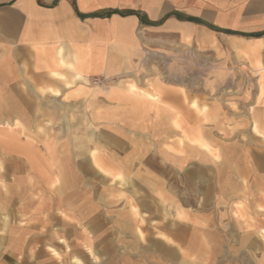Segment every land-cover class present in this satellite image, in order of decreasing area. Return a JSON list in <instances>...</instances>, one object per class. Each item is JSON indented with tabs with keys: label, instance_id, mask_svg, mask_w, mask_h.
Here are the masks:
<instances>
[{
	"label": "crops",
	"instance_id": "crops-1",
	"mask_svg": "<svg viewBox=\"0 0 264 264\" xmlns=\"http://www.w3.org/2000/svg\"><path fill=\"white\" fill-rule=\"evenodd\" d=\"M233 40H261L260 60L264 0H0V180L6 187L5 193L0 190V210H11L14 204L23 212V203L32 202L26 214L38 213L36 174L42 164H53L51 157L41 161L39 156L70 153L72 132L65 123L71 114L101 137L96 141L99 154H116L120 164L124 156L135 159L133 175L143 171L144 188L157 180L161 203H178L184 181L191 182L196 203L200 186L205 188L203 198L215 187V203L237 206L239 192L247 187L255 202H262L263 152L249 153L238 138L243 130L235 142L214 134L212 121L219 115L215 100L163 83V74L181 73L176 68L168 72L163 60L230 59L237 53ZM258 85L254 103L264 96L258 99ZM129 86L157 93V99L134 97L127 92ZM192 102L205 110L197 113ZM233 104H223L230 116ZM51 121L60 124L61 135L41 137V124ZM198 139L216 152L219 163L194 144ZM252 139L261 143V137ZM172 178L176 189L169 184ZM232 185L236 188L226 199ZM222 187L226 191L221 194ZM173 210L181 213L183 208L176 205ZM199 218V224H187L188 232L177 226L165 233L174 247L186 250L195 242L203 249L199 225L208 226L211 217ZM204 231L208 237L210 231Z\"/></svg>",
	"mask_w": 264,
	"mask_h": 264
},
{
	"label": "rangeland",
	"instance_id": "rangeland-1",
	"mask_svg": "<svg viewBox=\"0 0 264 264\" xmlns=\"http://www.w3.org/2000/svg\"><path fill=\"white\" fill-rule=\"evenodd\" d=\"M239 55L242 54L234 52L230 59L163 60V67H167L168 72L173 68L181 72L163 74V83L194 89L195 94L215 100L214 108L219 115L212 121L214 134L220 133L225 141L235 142L239 138L247 145L249 153L257 150L264 154V96L261 101L253 102L256 84L261 82L264 89V53L259 60L262 63L260 67H256L253 56L242 55L245 58H240ZM179 92L186 97L182 89ZM133 94L144 95L145 98L151 95L154 100L158 95L135 86ZM224 101H233L234 104L229 107L234 112L232 116L229 115V109L223 107ZM191 106L197 113L198 110H205L204 107L198 109L195 102ZM41 126V137L61 135L58 122L55 124L51 121ZM89 126L71 114L65 123L66 130L74 131L70 138V153L65 151L58 156L55 153L39 156L41 161H48L51 157L50 160L56 165L66 164L69 177L65 182L52 178V165L42 164L43 168L36 174L40 196L38 213L26 214L32 208V202L23 203V212L16 210L14 204L11 210H0V264H78L77 261L80 264H264V212L256 211V207H264V199L255 202L250 187L239 192L240 202L235 203V206L225 201L213 202V186L209 189L210 195L203 198L205 188L200 186L201 200L196 203L191 182L184 181L178 187V203H161L159 182L153 180L156 185L144 188L147 186L146 177L143 171L133 175L135 159L130 160L129 155L124 156V162L120 164L116 154H105V150H100L102 153L99 154L96 141H100L101 137L89 133ZM239 130L243 132L241 137L236 138ZM250 134L261 137V143H256ZM103 141L108 142L106 138ZM86 145L89 152L78 156L77 153ZM52 152L56 150L52 149ZM94 156L97 158L94 159ZM250 156L247 158L248 163L252 161ZM51 180H58L57 185L52 186ZM173 181L174 178L169 179V184L172 183L175 188ZM2 185L0 180V187ZM168 189L171 188L168 186L163 190ZM0 190L6 192L3 186ZM63 197L71 199V204L60 201ZM221 197L219 195L218 198ZM128 202L138 209L136 219L128 211ZM176 205L183 208L179 220L173 210ZM209 215V225H199L200 241L205 238L199 247L204 246L206 249H196L195 242L194 245H187L189 248L186 250L178 249L172 245L171 238L165 235L177 226L188 232L192 224H199V216L203 218ZM62 218L66 223L58 221ZM35 226L38 229L32 232ZM203 229L210 231L208 237L202 234L205 232ZM251 244L259 245L258 249H249ZM55 253L61 258L57 259Z\"/></svg>",
	"mask_w": 264,
	"mask_h": 264
},
{
	"label": "bare ground",
	"instance_id": "bare-ground-1",
	"mask_svg": "<svg viewBox=\"0 0 264 264\" xmlns=\"http://www.w3.org/2000/svg\"><path fill=\"white\" fill-rule=\"evenodd\" d=\"M232 47H233V49H235L236 51H237V53L238 54H242V55H244V56H253L254 58H255V65H256V67H260V63H259V57H258V52H259V50H260V48H261V46H262V41L261 40H258V41H256V42H254V43H250L249 41H247V42H243V43H236V41H234L233 40V42H232ZM254 60V59H253ZM172 76H174V75H172ZM237 78V77H236ZM146 81V80H145ZM227 83V82H226ZM133 88L131 87V86H129L128 88H127V92L128 93H130L132 96H134V97H144V95L143 96H140V95H135V94H133ZM263 94H264V89H263V86H262V83L260 82V84H259V90H258V99H260L262 96H263ZM146 96V95H145ZM148 97L149 98H146V99H150V100H154V97H152L151 95H148ZM204 111V109H202V110H198V112L199 113H202ZM72 119V118H71ZM70 119V120H71ZM69 120V121H70ZM73 120V119H72ZM75 121V120H74ZM73 123V122H72ZM173 125L176 127V128H179V126H178V124L177 123H173ZM1 126V125H0ZM68 130V129H67ZM77 130H78V128H77ZM254 131H256V125L254 126ZM72 132H74V131H72ZM78 133H79V131H78ZM83 133V132H82ZM187 133V132H186ZM75 135V134H74ZM80 135V134H79ZM81 136H84V135H81ZM184 136V135H183ZM78 138H80V137H78ZM187 138V137H186ZM87 139V138H86ZM193 139V138H192ZM88 140H89V138H88ZM190 141V140H189ZM72 142V141H71ZM88 142H90V141H88ZM194 142V144H197L199 147H201L202 149H204V150H206L207 151V154H208V152H209V154H211L212 155V157H213V159L216 161V162H218L219 163V157H218V155L216 154V152L215 151H213V150H211L210 148L211 147H209L206 143H204L201 139H198V140H195V141H193ZM80 143V142H79ZM192 143V142H191ZM82 144V143H81ZM179 144V143H178ZM71 146H72V144H71ZM81 147V146H80ZM79 147V148H80ZM82 150L81 151H79V153H77L78 154V156H82V155H84L85 153H88L89 152V150H88V146L86 145L85 146V148L84 147H82L81 148ZM78 151V150H77ZM237 151V150H236ZM210 155V156H211ZM73 158V157H72ZM95 158H97V157H95L94 156V159ZM258 158V157H257ZM261 158V157H260ZM53 161H54V158H53ZM59 161V160H58ZM72 161H73V159H72ZM113 162H115V161H113ZM257 164V163H256ZM255 164V166H258V164L256 165ZM52 167H53V170H52V178H57V179H59V180H61V181H63V182H65V180L66 179H68V172H69V169H68V167L66 166V164H55V163H53L52 164ZM258 169V168H257ZM263 169H264V165H263ZM121 172V171H120ZM77 173H78V171H77ZM236 174L234 175V179L236 180ZM78 179H80L79 177H78ZM77 179V180H78ZM233 179V178H232ZM52 181V180H51ZM142 181H144V180H142ZM230 181V180H229ZM56 183H58V180H54V181H52L51 182V185L53 186V185H55ZM79 184H80V182H79ZM243 184V183H242ZM57 185V184H56ZM4 188H6L5 187V185H2ZM1 186V187H2ZM58 188V187H57ZM63 188V187H62ZM79 188H80V186H79ZM236 188V186L234 185H232V186H229L227 189H228V194H229V196H228V194L227 195H225V198L226 199H229V198H231V195H230V192H232L234 189ZM64 189V188H63ZM64 191V190H63ZM224 191H226L225 190V188L223 189V192ZM4 192H5V190H4ZM64 192H66V191H64ZM93 192V191H92ZM70 193V192H69ZM80 193V192H79ZM76 195V194H75ZM64 196V195H63ZM66 196V195H65ZM68 196V195H67ZM73 196H74V194H73ZM94 196V195H93ZM264 196V195H263ZM64 199H60V201H62L63 203H65L66 201H67V203L70 205L71 203V199L70 200H66L65 199V197H63ZM87 198H88V196H87ZM86 198V199H87ZM99 198V197H98ZM83 200V199H82ZM61 202V203H62ZM84 202V201H83ZM32 204V203H31ZM83 205V204H82ZM98 205H100V204H98ZM31 206V205H30ZM128 211L130 212V215H132V217L134 218V219H136L137 217H138V209H137V207L136 206H134V205H132V203H130V202H128ZM100 207V206H99ZM172 207V206H171ZM93 208V207H92ZM26 211V210H25ZM256 211H258V212H264V207H258L257 208V210ZM97 213V212H96ZM75 214V213H74ZM244 215V214H243ZM65 216V215H64ZM181 216H182V214L180 213V212H178L177 213V218H178V220L181 218ZM77 217H79V216H77ZM242 218V217H241ZM56 220V219H55ZM60 223H66V222H64L63 221V218H62V220H58ZM35 222V221H34ZM33 222V223H34ZM38 222V221H37ZM81 222V221H80ZM38 223H40V222H38ZM42 224H43V222H42ZM115 224V223H114ZM44 225H45V223H44ZM54 225H55V223H54ZM35 228H37L38 229V226H35V227H32V229H31V231L32 232H34L35 231ZM248 228V227H247ZM40 230V229H39ZM46 230V229H45ZM14 231V230H13ZM17 231V230H16ZM136 231V230H135ZM8 232H10V231H8ZM54 232V231H53ZM138 234L140 233L139 231H136ZM40 233V232H39ZM15 234V233H14ZM18 234V233H17ZM43 235V234H42ZM55 235V234H54ZM53 235V236H54ZM11 236H12V234H11ZM27 236V235H26ZM25 236V237H26ZM55 236H58V235H55ZM16 237V236H15ZM14 238V237H13ZM27 238H28V236H27ZM57 238V237H56ZM60 239V238H59ZM58 239V240H59ZM50 240H51V238H50ZM193 240V239H192ZM251 243V242H250ZM193 244V243H192ZM195 244V243H194ZM193 244V245H194ZM206 244V243H205ZM9 245V244H8ZM187 245V244H186ZM196 245H198V244H196ZM3 247V246H2ZM186 247V246H185ZM192 247V246H191ZM194 247V246H193ZM204 247V246H203ZM252 247H259V245H254V244H251L250 246H249V249L250 248H252ZM1 248V247H0ZM7 248V247H6ZM187 248V247H186ZM207 248V247H206ZM2 249V248H1ZM192 249V248H191ZM197 249V248H196ZM258 249V248H257ZM254 250V249H253ZM6 252V251H5ZM12 252V251H11ZM16 254V253H15ZM66 255V254H65ZM55 256H56V258L57 259H60L61 257H60V255L59 254H57V253H55ZM243 256V255H242ZM63 257V256H62ZM54 259V258H53ZM37 262V261H36ZM114 262V261H113ZM77 263L78 264H80L78 261H77ZM246 263V262H245ZM244 263V264H245Z\"/></svg>",
	"mask_w": 264,
	"mask_h": 264
}]
</instances>
